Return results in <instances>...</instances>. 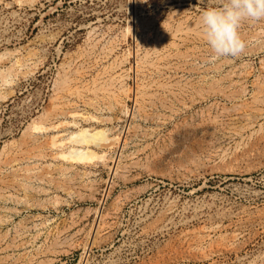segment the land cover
I'll return each mask as SVG.
<instances>
[{
    "label": "rangeland",
    "instance_id": "obj_1",
    "mask_svg": "<svg viewBox=\"0 0 264 264\" xmlns=\"http://www.w3.org/2000/svg\"><path fill=\"white\" fill-rule=\"evenodd\" d=\"M224 2L0 0V264H264V20L215 58Z\"/></svg>",
    "mask_w": 264,
    "mask_h": 264
},
{
    "label": "clouds",
    "instance_id": "obj_2",
    "mask_svg": "<svg viewBox=\"0 0 264 264\" xmlns=\"http://www.w3.org/2000/svg\"><path fill=\"white\" fill-rule=\"evenodd\" d=\"M261 20H264V0H225L218 8L201 12L200 28L215 58L238 57L246 48L239 31L242 23Z\"/></svg>",
    "mask_w": 264,
    "mask_h": 264
},
{
    "label": "bare ground",
    "instance_id": "obj_3",
    "mask_svg": "<svg viewBox=\"0 0 264 264\" xmlns=\"http://www.w3.org/2000/svg\"><path fill=\"white\" fill-rule=\"evenodd\" d=\"M168 210V209H167ZM169 212L170 211H172L171 209L170 210H168ZM249 213V212H248ZM257 215L258 216H260V217H263L264 218V210H262V211H260V210H257ZM253 217H255L254 215H253ZM261 221V220H260ZM218 226H220V225H218ZM223 226V225H222ZM235 234H237L238 235V233H235ZM200 235H202V234H200ZM205 235V234H204ZM237 235H235L234 236V239H233V241L236 239V236ZM223 237V236H222ZM238 237V236H237ZM240 237V236H239ZM205 239H208V238H206V237H201V236H199V237H196V238H194V242H189V247H197V248H200V247H203V244H204V242H205ZM183 240H184V238H183ZM228 240V239H227ZM238 240V239H237ZM183 243H184V241H183ZM237 243V242H236ZM220 246V245H219ZM175 246H172V245H170L169 246V249L167 250V251H163V252H161V253H159L158 254V256H159V259H160V261H162L163 262V264H176V262H178V260H179V251L176 249V248H174ZM239 251V249L237 248V246L234 244V243H228V244H226L224 247L222 246L221 248H219L218 247V249L217 250H210L208 253H205L204 254V259H211V258H213L214 257V255L217 253V255H218V253H226V252H238ZM241 259V258H240Z\"/></svg>",
    "mask_w": 264,
    "mask_h": 264
}]
</instances>
